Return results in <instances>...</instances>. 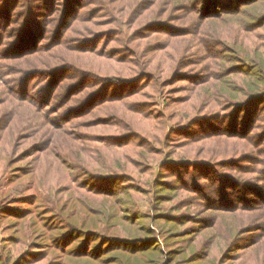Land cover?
<instances>
[{
	"label": "trees",
	"instance_id": "trees-1",
	"mask_svg": "<svg viewBox=\"0 0 264 264\" xmlns=\"http://www.w3.org/2000/svg\"><path fill=\"white\" fill-rule=\"evenodd\" d=\"M83 1L77 0V4L75 2V5L79 6L76 15H82L83 6L78 3L83 4ZM0 2H4V5L0 7V22L3 26H6L7 20H14L15 16L30 15L26 17L12 44L7 42V45H13L14 49L21 52L18 55L10 53L11 57L0 52V84L19 102L31 101L27 100L25 95L28 91V83L22 76L14 79L20 82V88L19 86L17 89L11 87L6 82L4 75L8 61L24 59L41 51L45 52L44 46L47 47L50 44L53 47V53L56 54V52L59 53L58 48L63 45L66 48L71 46L82 48V46L89 47L95 40L98 41L95 39L85 42L89 39L82 34L70 38L64 37L63 30L72 20V16L63 11L64 9L59 14L53 31L50 24L55 20L53 17L55 10L51 15L47 14L50 18L43 22L30 14L31 11L38 15L41 11L51 10L56 0L40 4L41 8L38 0H24L23 9L9 16L6 0H0ZM155 4L163 5L159 9V14L164 15L165 18L150 19L147 15H142L145 11L151 14V7ZM27 8L29 9L26 10ZM99 8L103 10L102 7ZM129 10L136 14L133 24L127 26L121 23L118 27H125L119 29V32L125 36V42L134 44L124 46L119 57L121 62L130 58L132 54L136 55L139 47L142 48L137 61L143 60L142 58L146 56L143 50H149L147 51L149 55L150 51L158 48L152 47L155 44L152 45L151 39L144 49L140 45L139 40L148 38L150 32L155 33L158 29H164L170 36L174 34L184 36L190 34L192 30H186L190 22H193V28L208 19L226 18V16L233 18L230 22L234 24V31L232 28L225 38L221 37L223 32L220 31L221 35L215 33L214 38L202 39L194 51L187 49V53L181 52L177 59H173L166 67L163 75L157 71L152 72L150 68L154 62L152 59H146L138 63L131 61L126 63L131 76L121 77V81L117 80L118 83L141 82L142 86L153 82L155 86L159 83L165 87L176 82H189L193 89L197 90V98L189 104V107L201 112L189 123L168 125L167 120L159 122L165 128L161 136V144L169 141L171 145L156 147L145 142L146 145H137L136 156L138 157L141 156L139 154L141 151L153 156H161L159 161L155 162L154 171L149 174L146 171L150 167H146L143 173L134 162V165L127 164L124 170V157L119 161L120 166L112 170L100 165L97 166L98 169L92 170L84 166L86 159L82 155V158L77 157L79 161L76 163L67 161L70 170L68 171L64 160L61 166L67 169L69 175L71 173L73 175L64 189L53 193L54 200L44 202L41 200L39 203H46V206L39 204L32 208L30 206L36 202V196H21L13 199L11 203L14 205L3 211V214L1 213L0 218H3L8 210H12L15 218H21V223L15 219L14 222L7 224L6 230L12 229L13 234L8 239L0 240V264H26L31 262L30 260L41 264H237V258L234 256L236 251L240 250L237 248L242 242V237H247L261 228L264 229V157L260 156L261 154L264 156V148H261L264 142V0H248L246 3L240 0H134ZM156 14H158L157 11L154 12V15ZM170 15L175 17L169 19ZM182 19L186 21L170 25V22L173 23L175 20L179 22ZM229 20L224 19L223 22H229ZM133 25L136 27L134 28ZM6 30L10 29L7 27ZM36 30L42 31L43 37L41 36L40 41L32 45L27 42V39ZM103 30L97 31L98 34L101 35ZM45 34L48 35L47 38L44 37ZM3 35L4 31L0 35V46L4 43ZM109 36H112L111 32ZM198 37L197 35L196 39ZM201 50L213 52L212 66L208 65L210 74L209 69L203 70L201 67H196L200 61L198 54ZM65 52L68 53V51ZM87 52L91 54L99 52L98 54L104 55L105 50L94 48ZM141 54L144 56L141 57ZM104 57L112 58L110 55H104ZM207 59L208 57L205 58L206 61ZM226 60L233 62L228 70L224 65L219 64ZM58 61H64V63L52 67L50 63H46L48 72L45 75L48 74L49 79H53L58 72L71 70L80 74L86 72H79V67L74 66L71 60L66 59V56L59 57ZM216 66L218 69L221 68V71L215 72L213 67ZM35 71L39 73L42 70ZM203 74H208L210 78H205ZM233 74L235 78L230 77ZM207 80H211L212 83H207ZM9 82L12 81L9 80ZM78 84H70L69 87L74 88ZM208 84L210 85L206 89L208 93L205 89H199ZM105 92L103 86H100L99 89L90 92L86 98L95 101ZM160 92L162 99L167 102L171 91ZM186 100L188 98L180 99V102L186 103ZM1 103L0 106L3 105ZM254 103H257V107L260 108V113L259 110L256 112L258 113L256 119L250 107ZM29 104H23L22 107L30 106L36 113L39 112L33 104L30 102ZM226 104H228L227 110L223 113L202 112L203 110L211 112L215 108L219 110ZM12 107L17 108L15 105L9 108ZM160 108L163 109L159 106V110ZM187 110L181 112V116H185ZM3 111H5L4 108L0 110V113ZM231 113L232 116L235 115L233 122L224 121L221 123L223 127L216 128L217 135L222 132L221 135L214 136L212 126L211 130H202L200 137H198L200 131L198 135L190 134L191 139H185L182 144L214 138L240 139L233 136L251 141L249 145H239V153L232 151L224 155L220 151L207 150L206 145H200L193 157H190L192 150L190 149L181 158H174L176 149L183 146L172 145L174 141L170 139L176 132L187 131L196 124H204L205 121L220 120ZM46 115L48 119L51 116L48 113ZM249 123L251 126L247 129L246 125ZM3 126L5 130L8 129L5 122ZM46 126L42 123L39 131L48 130ZM2 136L0 131V137ZM114 138L123 139L119 136ZM154 142L159 144V141ZM79 146L84 148L82 145ZM36 148L37 146L31 145L24 152H18L17 147L14 150L12 148L8 154L7 165L13 166L15 162L31 158L35 152H38ZM80 150L83 154L84 152L90 154L88 150ZM206 154L207 158L202 157ZM49 156L54 157V153ZM250 163H252L251 166L244 167V164ZM138 165L142 170L143 166ZM173 167L185 169L183 172L169 171ZM190 170H194V173ZM10 171L12 172L10 181L18 179L20 174L24 176L29 173L21 166L10 168ZM168 172L172 175L169 176ZM141 173L148 174L147 178L141 179L137 176ZM258 192H262L263 195L260 203L248 199L250 194ZM144 199L148 200L149 206L144 213H141L138 204ZM58 203L61 205L58 206ZM68 209L72 210V213H64ZM250 212L258 213L250 215ZM9 215L11 217L12 214ZM74 216H78L83 222L78 224L72 221ZM244 216L243 221H238ZM27 217L29 219L24 223L23 219ZM226 217H234V224L237 225L233 226L224 222ZM139 220L142 222L138 223ZM258 241L250 239L246 241L245 246L253 245ZM262 242L264 243V240ZM8 244L15 247V255L7 249ZM25 247L27 249H24ZM261 264H264V259Z\"/></svg>",
	"mask_w": 264,
	"mask_h": 264
},
{
	"label": "rangeland",
	"instance_id": "rangeland-1",
	"mask_svg": "<svg viewBox=\"0 0 264 264\" xmlns=\"http://www.w3.org/2000/svg\"><path fill=\"white\" fill-rule=\"evenodd\" d=\"M38 1L39 7L41 8L40 4H45V2L48 3L51 0ZM240 1L246 3L248 0ZM75 2L77 4V0H56L55 5L51 10H40L41 12H39L38 15L31 11L30 14H33L34 17L39 18L40 22H43L48 21L50 16H47V14L51 15L53 10H55L53 14L55 20L50 24V27H52L51 31H53L58 16L64 9L63 11L72 16V20L67 23L63 30L64 37L70 38L71 36L82 34L89 39L85 42L95 39H98V41L95 40L91 42L89 47L82 46V48L75 46L66 48L65 45H63L58 48L59 53L56 52V54L53 53L54 50L50 44L47 47L44 46L46 49L45 52L41 51L24 59H12L7 63L8 67L4 75L6 82H8L11 87L17 89L20 82L14 79L18 76H22L23 80L28 83V91L25 92V95H27L26 99L31 101H25V103L17 101V99L12 96L10 92H7L0 84V103L1 101L3 103V105L0 106V110L2 108L5 109V111L0 113V131L3 135L0 137V215L1 213H4L3 211L10 209L12 205H14L11 203L13 199L26 195L36 196V202L31 204L30 207L34 208L39 204L46 206V203L39 202H41V200H43V202L46 200H54L53 193L56 190L64 189L69 184L70 177L73 175L71 172V175H69L68 172L70 171L69 162L76 163V161H79L78 158H82V155L86 159L84 166H88L92 170L98 169V165L111 170L116 169L117 166H120V159L124 157V170L127 164L134 165L135 163L140 171L143 172L146 167H150L147 171H144L148 174L151 171L153 172L155 162H158L161 156H153L150 153L141 151L139 153L141 156L138 157L136 156L137 145H146L147 143L156 147H158V145H171L169 141H165L164 144H161V136L165 128L164 125H160L159 122L167 120L168 125L184 124L189 123L192 118L197 117V114L201 111H195V108L189 107V104L194 102L197 98V90L193 89L191 84L186 81L176 82L167 87L161 86L159 83L155 86L153 85V82H150L149 85L143 84V86L141 82L118 83L117 80L121 81V77L127 78L131 76L129 66L126 65V63L129 61L132 63H138L145 61L146 59H152L154 64L150 70L152 72L157 71L163 75L166 67L173 59L176 60L181 52L187 53V49L189 51H194L196 45L200 44L202 39L210 37L214 38L215 33L220 34V31L223 32L222 35L220 34L221 37L225 38L234 27V24L230 22L233 18L231 16H226V18L218 17L205 20L203 23H200L199 26H193V28V22H190V24L186 26L188 27L186 30H192L190 34L184 36H179L177 34L170 36L169 32L166 30L158 29L155 33L150 32L148 38L139 40L143 49L150 39L152 45L155 44L152 47H158L157 49L150 51V58L149 55H147V51L149 50H143V53L146 56L141 54V57L142 55L144 56L142 58L143 60L137 61L136 59L139 51L142 48L139 47L136 50L137 56L132 54L130 58L121 62L119 57L124 46L126 44L132 46L134 43L131 45L125 42V36L119 32L120 28L124 29L125 27L118 26L121 23L127 26L133 24V19L136 14L129 9L132 7L134 0H88V2L87 0H84L83 4L78 3V5L83 6V9L81 10L83 13L81 16L76 15L79 6H76ZM23 3L24 0H6L7 15L9 16L12 13H17L22 10ZM2 5H4V2H0V7ZM99 7H102L103 10H100L101 8ZM162 7L163 5L159 6L158 4H155L150 10L153 15H151L149 11L143 12L142 15H147L150 19L155 17H158V19L165 18L164 15L159 14V9ZM28 9L29 8L26 10ZM156 11L158 14L154 15V12ZM27 16L30 15H19L15 16L14 20H7L5 25L10 30H6L7 27L3 26L0 22V35H2V31H4V43L0 46L1 54L5 53L7 56L11 57L10 53L12 55H18L21 52L18 49H14L13 45H7V42H10L11 45L17 38L18 33L20 32V27L26 21ZM173 17L175 16L170 15L169 19H172ZM224 19H230V23L228 21L223 22ZM165 20L168 21V19ZM185 21L186 20L184 19L179 22L178 20H175L173 23L170 22V25H177L175 23H182ZM133 27L135 28L136 25H133ZM100 29H104L101 35L97 32ZM40 30L34 31L31 37H28L27 42L32 43V45L39 42L43 37L42 31L40 32ZM109 32L112 33V36H109ZM47 34H49V32H47ZM47 34H45L44 37L47 38ZM197 35L199 36L198 39H196ZM16 42H18V40ZM94 48L97 50H105L104 55H110L112 58L104 57V55L98 54L99 52L96 54L87 52ZM48 49L50 50L48 51ZM65 51H68V53ZM63 56H66V59L71 60L74 66L79 67V72H86L81 74L73 70L68 72H58L53 79H49V75H45V73L48 72L46 63H50V67L62 64L64 61H58V58ZM212 56L213 52H203L201 50L198 54L200 61L196 64V67H201L203 70L209 69L210 74V68L208 65L212 66ZM206 57L211 61L208 59L206 61ZM76 58L79 59L76 60ZM232 63L233 62H228V60H226L219 64L224 65L228 70ZM203 65L205 66L203 67ZM35 70L42 71L37 73ZM135 70L138 71V69ZM213 70L218 72L221 71V68L218 69L216 66L213 67ZM203 75L205 78L209 77L208 74ZM211 76L213 75L211 74ZM233 76H235V74L230 77ZM230 77L227 76V79L230 80ZM9 80L12 82H9ZM207 81V83L211 82V80ZM74 83L79 84L74 88H70V84ZM100 86H103V89L106 91L105 94L97 98L95 101L86 98L90 92L99 89ZM20 87L21 86H19V88ZM208 87H210L209 84L202 86L199 89H205L207 92L206 89ZM213 88L215 90L217 89V87ZM160 91L163 93L171 91L169 94L170 99H167V102L165 99H162L163 96ZM187 98L188 100H186V103L180 102V99ZM19 99L21 98L19 97ZM29 102L33 104L35 109L39 110V112L36 113L30 106L22 107L23 104L30 105ZM157 103H159V106L163 109L160 108L159 110ZM13 105L17 108H9ZM227 105L228 104L221 106L219 110L215 108L211 112H206L204 110L202 112L207 114H215L218 112L223 113L227 110ZM48 106L50 107L48 108ZM185 106H187L188 110L185 109ZM250 107L252 108V115H255L256 119L258 117V113L256 114V112L259 110L260 113V108L257 107V103H254ZM186 110L187 112L185 116H181V112ZM45 113H48L49 116L51 115L49 119ZM227 116L222 119L217 118L220 119L217 121L209 120L205 121L204 124H196L187 131L176 132V134L173 135V138L170 139H173L175 142V144L172 142V145L183 146L176 149V155L174 158H181L182 155H186V151L190 149H192L190 157H193L196 154L195 150H197L200 145H206L205 147L207 150L213 149L215 151H220L224 155L230 154L232 151L239 153V145H249L251 141L248 142L247 140H243L242 137L233 136L240 139L214 138L198 141L197 143L182 144L185 139H191L189 136L190 134L198 135L200 131L198 136L200 137L202 130H211L212 126L215 133L214 136L221 135L222 132L217 135L216 132L218 130H216V128L223 127L221 123L224 121L230 123L231 121L233 122L235 117V115L232 116V113ZM225 118H228V120H225ZM4 122L8 125L7 130L3 128L5 127L3 126ZM42 123L47 125L46 127L48 130H45L44 132L39 131V127ZM52 123L53 125H51ZM246 126L248 129L251 125L249 123ZM117 136L123 137V139L114 138ZM154 141H159V144ZM31 145L37 146L36 150L38 151L35 152L31 158L15 162L13 166L7 165L8 154L11 152L12 148L14 150V148L17 147L18 152H24V150ZM79 145L84 146V148H80ZM262 145L261 148H264V142ZM80 149H85V151L88 150L91 155L85 152L83 154V151ZM51 153H54V157L49 156ZM260 156L264 157L262 154ZM202 157L207 158L208 155L206 154ZM59 159H61V161H58ZM130 159L133 161L130 162ZM64 160L68 167V171L61 166ZM138 164L143 166L142 170ZM251 165L252 163L244 164V167H249ZM17 166L23 167V169L29 173L24 176L20 174L18 179L10 181L12 177L10 168L14 169ZM184 169L173 167L169 169V171L183 172ZM190 172L194 173V170H190ZM143 173L137 174V176L141 179L147 178L148 174L142 175ZM168 175L171 176L172 174L168 172ZM93 184L95 185V183ZM262 196V192H258L256 194H250L248 199L255 203H260ZM59 205L61 204L58 203V206ZM138 206L140 212L144 213L146 207L148 208L149 206L148 200L144 199V201L139 202ZM68 212L72 213V210L68 209L64 211V213ZM257 213L258 212H250V215H256ZM9 214H12L11 217ZM77 214L80 215L79 212H77ZM13 215L15 216L12 210H8L6 216L0 218V240L8 239L10 235L13 234L12 229L8 228V230H6L7 224L14 222L15 219L21 223V218H15ZM233 218L234 217H226L224 218V222L230 223L233 226L237 225L234 224L235 221ZM28 219L29 217L24 218L23 222L26 223ZM244 219L245 216L244 218L241 217V220L238 221H243ZM73 220L78 224L83 222L78 216H74L72 218V221ZM141 222L142 220L138 221V223ZM263 230L264 229L261 228V230H256L247 235V237H242V242L237 248L240 250H237L234 256L237 258V264L262 263V259H264V243L262 242L264 240V236H262L264 233ZM250 239H256L259 241L253 245L248 244L245 246L246 241ZM7 249L15 255V247L13 245L8 244ZM24 249L27 248L25 247ZM30 261L31 262L26 264H41L33 263V260Z\"/></svg>",
	"mask_w": 264,
	"mask_h": 264
}]
</instances>
